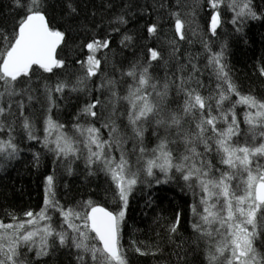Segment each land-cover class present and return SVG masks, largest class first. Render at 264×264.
I'll list each match as a JSON object with an SVG mask.
<instances>
[{
  "label": "snow or ice",
  "instance_id": "obj_1",
  "mask_svg": "<svg viewBox=\"0 0 264 264\" xmlns=\"http://www.w3.org/2000/svg\"><path fill=\"white\" fill-rule=\"evenodd\" d=\"M12 2L24 14L10 30L0 26V130L7 127L11 132L13 123L20 118L28 139H37L35 125L25 112L33 103H40L48 113L44 117V146L58 160L67 161L69 157L79 159L83 155L79 147L82 144L87 150L86 167L102 166L115 186L113 196L118 198L120 205L118 211H111L89 200L81 206L86 211L65 209L55 199V177L48 175L45 177L44 205L39 212L26 211L23 220L10 213L13 223L0 222V264H31L26 252L35 250L36 258L49 256L57 245L74 249L77 264H88L89 259L91 264H128L121 244V227L131 193L145 176L155 178L160 184L176 178L177 173L178 179L184 181L194 194H199V205L191 209L198 217L192 223V230L196 233L195 245L199 247L203 242L206 247L208 264H264V253L256 245V241L264 238V163L256 159L264 157V100L240 92L229 76L223 49L208 57V67L215 72L219 83L216 91L204 95L200 90L205 86L197 79L195 74L199 69L191 58L188 60L189 69L176 55L179 49L173 46L175 72H170L161 82L149 68L151 61H160L163 56L150 48L147 66L136 63L123 72L132 81L126 95L121 96L116 91V80L108 79L100 85L101 90L107 89L111 94L104 107L106 110L110 104L112 111L103 125L109 129L110 139H101L99 128L83 126L79 122L74 125L76 135H70L64 131L65 125L53 119L51 114L56 106L55 94L84 91L87 81L97 76L101 69V60L96 54L109 48L110 41L93 39L84 46L88 51L87 58L77 61L84 74L77 77L75 83L61 79L54 85L46 82L38 85L34 76L38 81L50 79L38 75V71L55 74L54 69L65 68V61L59 58L57 51L65 40V33L50 27L43 0ZM221 3L223 0H207L208 6L214 10L209 24L213 35L221 23L218 11ZM228 7L235 13L234 24L245 19L262 18L253 9L252 0H230ZM69 8L76 11L71 4ZM173 15L175 34L184 40L185 21L178 14ZM118 19L125 22L123 16ZM240 30L238 27L237 31ZM147 31L154 35L156 25L148 26ZM130 39L125 37V40ZM172 43L175 45V41ZM205 49H208L207 43ZM186 70L187 76L184 75ZM260 75L264 76V68L260 69ZM233 95L237 99L226 107ZM175 97L180 98L179 103ZM120 101L127 102L123 112L127 121L124 127L130 128V139L136 141L135 148L139 153L136 170H133L131 161L135 151L125 154L126 150L121 149L118 159L110 154L113 144L119 147L129 138L117 123L120 111L117 103ZM102 103L100 97L94 98L85 103L79 115L91 117L94 121L104 118L99 110ZM237 105L246 108L243 117L246 130L240 128L235 111ZM146 127L152 129L158 140L150 154L143 143ZM258 137L262 142L256 143ZM18 151L11 135L7 140L0 139V160L15 159ZM209 156L213 159L210 160ZM154 170L163 174L165 179L156 177ZM67 171L72 174L70 166ZM148 182L151 183V179ZM49 209L60 213L67 229L58 230L53 225ZM180 223L181 214L177 213L168 228L170 240ZM177 247V257L188 264V253L181 255L183 247ZM135 251L145 254L139 247Z\"/></svg>",
  "mask_w": 264,
  "mask_h": 264
},
{
  "label": "trees",
  "instance_id": "obj_2",
  "mask_svg": "<svg viewBox=\"0 0 264 264\" xmlns=\"http://www.w3.org/2000/svg\"><path fill=\"white\" fill-rule=\"evenodd\" d=\"M229 2L230 0H223L218 9L221 23L216 35H213L209 31V24L214 10L208 6L207 0H43L50 27L65 33V40L57 50L59 58L65 61V68L54 69L55 74L38 71V75L50 79L38 81L34 76L36 84L46 82L54 85L61 79H70L75 83L77 77L84 74V70L77 62L87 58L88 51L84 46L93 39L110 41L109 48L102 49L96 54L101 60V69L97 76L87 81L84 91L55 94L56 106L51 113L53 119L63 123L64 131L70 135H76L74 125L79 122L83 126L93 125L99 128L101 139L109 140V129L103 125L112 111L110 104L106 110L104 107L111 94L107 89L101 90L100 85L108 79L116 80L118 82L116 91L121 96L126 95L128 84L132 81L131 78L124 76L123 72L136 63L147 66L150 48L158 50L163 56L160 61H151L149 68L150 73L161 82L170 72H175L173 46L179 49L176 55L186 68L190 69L188 60L191 58L192 63L199 69L195 75L205 86L200 90L204 95L216 91L219 83L215 72L208 67V57L211 53L223 49V59L229 76L240 92L264 100V76L260 75V69L264 68V0H252V7L262 17L261 19H245L235 24L233 23L235 13L228 7ZM69 4L76 9L75 12L71 11ZM173 13L185 21L184 40H180L175 34ZM23 14L21 9L14 6L12 0H0V26L10 30ZM121 16L125 21L123 23L118 19ZM150 25L157 27L154 35L147 31ZM238 27L240 31H237ZM125 37L131 39L125 40ZM205 43L208 45L207 50ZM188 74L186 70L184 75ZM96 97L103 101L99 110L103 112L104 118L94 121L91 117L80 116V110L85 103ZM236 99L237 97L233 95L225 106H229ZM175 100L176 103L180 102L178 97H175ZM117 107L120 109L117 113L119 117L117 123L121 124V131L129 138L127 143L119 147L113 144L110 154L118 159L121 149L126 150L125 154L135 151V154L131 155V161L133 170H136L139 158L138 150L135 148L136 141L130 139V128L124 127L127 121L123 117V112L127 102L120 101ZM245 110L243 105H237L235 109L242 130L247 129L243 122ZM25 114L35 125L34 135L37 139H28L20 118L13 123L11 132L7 127L0 130V139L7 140L11 135L19 149L15 159L0 160V222L13 223L10 213L18 220H23L26 211L39 212L44 205L45 177L48 175L55 177V199L63 208L86 211L81 206L91 200L112 211H118L120 202L113 196L115 186L110 176L99 164L94 165L92 169L86 167L87 150L83 145H79L83 153L79 159L69 157L67 161L58 160L43 143L44 117L48 113L41 108L40 103H33L26 109ZM259 140L258 137L257 141ZM143 143L149 154L158 143L151 128H145ZM208 158L213 159L212 156ZM257 160H260V157ZM213 163L215 164V160ZM69 166L72 168L71 175L67 171ZM216 166L224 167L219 164ZM90 171L92 174H89ZM154 171L156 177L165 179L158 170ZM178 176L177 173L176 178L160 184L156 183L155 178L145 176L131 193L125 221L121 227V244L128 264H184V260L176 255L178 245L183 247L181 255L184 252L188 253L186 257L188 264H208L205 259L206 247L203 242H200L199 247L195 245L196 233L192 230V223L198 217L193 215L191 209L192 206L199 205V194H194ZM149 179L151 183L148 182ZM177 213L181 214V223L170 240L168 228ZM49 214L58 230L67 229L58 211L49 209ZM38 243L37 241V246ZM256 245L264 253V238L256 241ZM136 247L141 248L145 254L137 253ZM26 255L31 264H77L75 250L61 248L58 245L49 256L36 258L35 250L26 252ZM88 264H91L90 259Z\"/></svg>",
  "mask_w": 264,
  "mask_h": 264
},
{
  "label": "rangeland",
  "instance_id": "obj_3",
  "mask_svg": "<svg viewBox=\"0 0 264 264\" xmlns=\"http://www.w3.org/2000/svg\"><path fill=\"white\" fill-rule=\"evenodd\" d=\"M257 142H262V138H260V140L259 141H257ZM256 142V143H257ZM257 159V158H256ZM259 162H261V163H264V157H260V160H258ZM243 178V177H242Z\"/></svg>",
  "mask_w": 264,
  "mask_h": 264
},
{
  "label": "bare ground",
  "instance_id": "obj_4",
  "mask_svg": "<svg viewBox=\"0 0 264 264\" xmlns=\"http://www.w3.org/2000/svg\"><path fill=\"white\" fill-rule=\"evenodd\" d=\"M100 205V204H99ZM103 206V205H102ZM105 207V206H104ZM107 208V207H106ZM109 209V208H108ZM110 210V209H109ZM112 211V210H111Z\"/></svg>",
  "mask_w": 264,
  "mask_h": 264
},
{
  "label": "water",
  "instance_id": "obj_5",
  "mask_svg": "<svg viewBox=\"0 0 264 264\" xmlns=\"http://www.w3.org/2000/svg\"><path fill=\"white\" fill-rule=\"evenodd\" d=\"M102 206V205H101Z\"/></svg>",
  "mask_w": 264,
  "mask_h": 264
}]
</instances>
